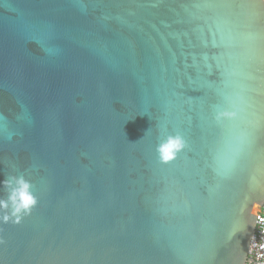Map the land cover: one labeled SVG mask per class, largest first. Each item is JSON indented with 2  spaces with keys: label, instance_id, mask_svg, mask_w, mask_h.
<instances>
[{
  "label": "water",
  "instance_id": "water-1",
  "mask_svg": "<svg viewBox=\"0 0 264 264\" xmlns=\"http://www.w3.org/2000/svg\"><path fill=\"white\" fill-rule=\"evenodd\" d=\"M263 198L264 0H0V264H244Z\"/></svg>",
  "mask_w": 264,
  "mask_h": 264
},
{
  "label": "clouds",
  "instance_id": "clouds-1",
  "mask_svg": "<svg viewBox=\"0 0 264 264\" xmlns=\"http://www.w3.org/2000/svg\"><path fill=\"white\" fill-rule=\"evenodd\" d=\"M222 116H231L234 115V113H220ZM186 142L183 139V137L179 134H169L166 136V138L163 140L162 143H160L157 147V151L159 153V159L161 163H168L172 160H174L177 156V154L185 147ZM5 183H7L5 181ZM21 190H20V204L17 205L15 211L19 212L20 208H24L27 210L30 205L35 203L33 198L30 195H27L24 189L27 188V184L23 183L21 181ZM15 200V196L12 197ZM3 201H0V205H3ZM5 220L8 219L7 216L4 217ZM19 219V218H17Z\"/></svg>",
  "mask_w": 264,
  "mask_h": 264
},
{
  "label": "built area",
  "instance_id": "built-area-1",
  "mask_svg": "<svg viewBox=\"0 0 264 264\" xmlns=\"http://www.w3.org/2000/svg\"><path fill=\"white\" fill-rule=\"evenodd\" d=\"M244 264H264V198L255 214L254 230Z\"/></svg>",
  "mask_w": 264,
  "mask_h": 264
}]
</instances>
